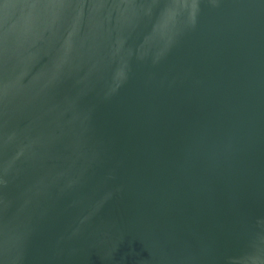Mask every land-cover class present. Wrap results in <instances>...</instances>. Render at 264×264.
Wrapping results in <instances>:
<instances>
[{
    "label": "water",
    "instance_id": "obj_1",
    "mask_svg": "<svg viewBox=\"0 0 264 264\" xmlns=\"http://www.w3.org/2000/svg\"><path fill=\"white\" fill-rule=\"evenodd\" d=\"M0 264H264V0H0Z\"/></svg>",
    "mask_w": 264,
    "mask_h": 264
}]
</instances>
